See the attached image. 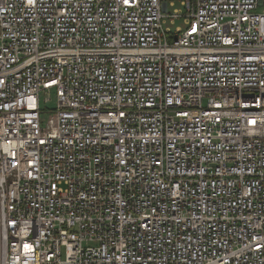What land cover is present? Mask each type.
<instances>
[{
    "label": "built area",
    "instance_id": "obj_1",
    "mask_svg": "<svg viewBox=\"0 0 264 264\" xmlns=\"http://www.w3.org/2000/svg\"><path fill=\"white\" fill-rule=\"evenodd\" d=\"M0 264H264V0H0Z\"/></svg>",
    "mask_w": 264,
    "mask_h": 264
},
{
    "label": "rangeland",
    "instance_id": "obj_2",
    "mask_svg": "<svg viewBox=\"0 0 264 264\" xmlns=\"http://www.w3.org/2000/svg\"><path fill=\"white\" fill-rule=\"evenodd\" d=\"M166 25H169V23H167ZM176 26L184 27L183 24H182V21H180V20L176 22ZM53 105H54V103H53L52 101H50V102L47 104V106H53Z\"/></svg>",
    "mask_w": 264,
    "mask_h": 264
}]
</instances>
